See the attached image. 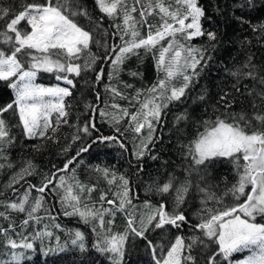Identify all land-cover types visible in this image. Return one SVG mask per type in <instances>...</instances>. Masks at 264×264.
<instances>
[{
	"label": "trees",
	"instance_id": "1",
	"mask_svg": "<svg viewBox=\"0 0 264 264\" xmlns=\"http://www.w3.org/2000/svg\"><path fill=\"white\" fill-rule=\"evenodd\" d=\"M147 2L148 0H140L142 4ZM169 2L174 4V0H165V6ZM34 3L46 4L47 0H0V7L10 9L9 15L0 19V32L5 30L14 14ZM127 3L137 7V11L131 15L139 22L141 17L136 0H127ZM199 4L205 12L201 18L202 28L205 32H214L216 39L209 40L204 35L189 42L181 41L185 43V47L202 49L205 59L197 65L198 76L186 89L185 95L179 101L166 102L167 107L161 108L160 120L153 121V125H156L153 141L148 144L144 156L137 157L135 153L147 136V128L142 129L140 134L135 133L130 115L125 116L112 106L119 105L120 109H127L129 114L139 111L140 101L146 99L147 90L164 78V73L156 67V55L153 54L155 50L140 49L138 55L132 56L120 66L118 73L113 72L110 62H103V58L107 48L120 43L119 37L113 36V25L120 24L121 20L113 21L101 13L96 0H69V11L66 14L91 32L93 43L90 44V51L99 59L92 68L85 69L79 77H74L75 88L72 89V95L65 98L69 112L68 122L61 123L54 135L49 130L48 135L52 139L26 137L18 116L11 110L4 114L3 118L7 120L11 130L10 135L15 140L4 150L3 155L7 159H0V164L5 165L0 168V212L4 213V216H0V264L11 260L13 250L8 246L9 239L21 243L24 237L43 230L45 225L52 235L46 237L43 244L37 241L35 251L16 249L24 251L22 264H112L110 253H101L94 247L98 240L97 234L110 231L111 234L123 235L129 218L136 222V226L140 218L148 214L150 207L157 208L161 203L166 204L169 213L182 212L188 219L179 229L171 225L162 229H150L148 238L157 248L156 257H166L171 245L181 236L185 245H193L190 254L195 258V264H207L208 257L217 250L216 245L204 237L195 225L208 218L207 209L215 212L236 206L245 201V196L232 192L234 186H238L241 175L235 160L216 158L197 166L189 155V147L204 131L205 122L214 121L217 117L238 123L249 134L264 131V120L257 119L264 117V31L259 29L260 25H264V0H252L251 6L247 0H199ZM82 11H86L88 15H81ZM72 12L77 15L72 16ZM160 23V18L155 13L147 16V24L158 27ZM147 24H137L141 36L147 35ZM20 27L26 30L28 25L22 22ZM161 43L167 46V40ZM11 47V44L4 43L3 37H0V50L10 53ZM83 59L81 57L79 60L81 64ZM101 67L104 68V76L97 83L96 74ZM110 72L113 73L112 79H109ZM131 73L137 75L133 76ZM186 74L191 75L192 70H187ZM55 76V73L41 72L37 80L52 85L57 81ZM106 85L115 88L120 95L113 96L111 91H105ZM172 85L178 88L182 86V80L173 79ZM137 91L141 95L133 99ZM96 93L100 94L99 101ZM14 95V90L6 82L0 81V107L11 103ZM157 103L164 102L157 100ZM87 105L98 107L96 118L100 132L111 135L114 127L120 128L127 150L118 147L109 149L105 145L96 144L70 164L68 170L57 172L82 146L91 143L86 137L75 142L72 140L77 127L82 128L92 116L91 107H86ZM99 109H104L108 114L105 120H100ZM108 120L114 122L110 124ZM53 123L55 125V120ZM29 163L33 166L32 174L26 175L19 183L10 187L13 176L22 168L28 167ZM9 164L12 166L8 167ZM97 168H108L115 174V178L112 175L104 176ZM54 172L57 173L56 179L49 187L58 185L60 176L64 177V186L55 194L48 191L44 194L42 206L36 213L44 217L39 225L30 222L28 226H23L28 206L21 213L5 208L3 204L18 202L29 185L39 187L44 177ZM121 177L128 181L127 199L130 203H125L124 209L117 210L115 215L105 214L103 227L98 219H92L86 224L78 215H64L66 209L61 204V196L68 188L71 189L69 196L79 197L81 210L85 205L92 211L118 209L121 198L118 194L125 191ZM77 182L93 190L90 193L79 192ZM166 183H171V188L168 193H161L159 189ZM185 185L187 192L184 193L183 202L177 204L178 190ZM40 195L33 190L29 202ZM109 200L115 203L110 205ZM67 210L71 211V208ZM109 221L112 223L109 224ZM255 222L264 223V216L257 215ZM3 230H7V234ZM75 230L84 235L83 251L71 244ZM194 236L197 237L195 243L192 241ZM61 246L65 248L64 251H49ZM124 251L123 264H154L153 255L145 241L130 233ZM187 254L186 249L184 255ZM241 255L236 253L231 259ZM217 261L218 264H224L220 257H217ZM181 264H184L183 257Z\"/></svg>",
	"mask_w": 264,
	"mask_h": 264
},
{
	"label": "snow or ice",
	"instance_id": "2",
	"mask_svg": "<svg viewBox=\"0 0 264 264\" xmlns=\"http://www.w3.org/2000/svg\"><path fill=\"white\" fill-rule=\"evenodd\" d=\"M247 3L251 6L252 0H247ZM96 4L100 12L111 20H121L120 24L113 25L115 29L113 36H118L120 43L107 48L103 62H110L113 72L118 73L120 66L132 56L138 55L140 49L155 50L153 54L156 55L157 70L164 73V78L159 79L147 90V97L140 101L138 112L129 114L127 109H120L119 105L112 106L114 109L120 110L123 115H130V122H134L135 133L140 134L142 129L147 128V136L141 141L139 150L135 153L137 157H143L148 144L153 141V121L160 120L161 108L167 107L166 102L179 101L185 95L186 89L198 76L197 65L205 59L202 49L185 47V43H181V41L189 42L204 35H207L209 40H215L216 34L203 30L201 18L204 17L205 12L199 4V0H174V4L169 2L167 6H165V0H148L147 4L136 0L141 17L139 22L131 15L137 11V7L129 6L127 0H96ZM68 11L69 0H55V3L53 0H47L46 4H29L24 11L14 14L7 22L5 30L0 32L4 43L12 46L10 53L0 50V81L6 82L15 93L11 103L0 107V159H7L3 155L4 150L15 140V137L10 135L11 130L7 120L3 118L4 114L11 110L18 116L19 124L26 137L52 139L48 135L49 130L54 135L61 123L67 124L68 122L69 112L65 98L72 95V89L75 88L74 77H79L83 70L92 68L99 59L90 51V44L93 43L91 32L70 18L69 14H66ZM9 13L10 9L0 7V19H4ZM153 13L160 18L161 23L158 27L147 24V16L153 15ZM80 14L88 15L86 11H82ZM71 15L75 16L77 13L72 12ZM22 22L26 23L30 30H22L20 27ZM138 23L140 25L147 24L146 36H141L137 27ZM259 29L264 31V25H260ZM253 30H256L255 26ZM165 40H167V46L161 43ZM82 56L85 57L83 65L77 62ZM189 69L192 70L191 75L186 74ZM41 72L55 73L56 80L62 81L67 86H61L60 83L51 86L37 83L38 74ZM131 75L135 76L137 73H131ZM103 76L104 68L101 67L96 74L97 83L101 82ZM112 78L113 73L110 72L109 79ZM173 79H181L182 86L178 88L173 86ZM105 91H111L113 96L120 95L115 88L107 85ZM140 95L141 92L137 91L136 97L133 99ZM96 98L99 101V93H96ZM157 100L164 103H157ZM86 107H91L92 116L82 128L77 127L72 140L75 142L86 137L91 143L82 146L76 155L64 164L62 169H57V172L68 170L70 164L77 161V158L83 153L89 152L96 144L105 145L109 149L118 147L121 150H127V144L122 138L120 128L114 127L111 135L103 134L97 127L98 107L93 105ZM107 115L104 109H99L100 120H105ZM257 119L264 120V117H257ZM53 120H55V125ZM108 122L111 124L114 120H108ZM189 155L197 166L204 165L206 161L211 162L216 158H231L236 161L239 167L242 158L245 162L243 172L239 177L238 186H234L232 192L243 196L246 185L252 186L251 193L246 196L244 203L225 207L215 212L212 209H207L208 218L195 225V228L200 230L204 237L216 245L217 250L208 257L207 264H218L217 257L222 258L224 264H232L231 257L244 251H248L250 254L236 261L235 264H264V223L255 222L257 215L264 216V131H253L249 134L238 123L227 122L226 119L217 117L214 121L205 122L204 131L189 147ZM7 166L11 167L12 165ZM3 167L5 165L0 164V168ZM32 167L29 163L28 167L22 168L19 173L13 176L9 186L12 187L26 175H31ZM97 171L106 177L112 175L115 178V174L111 173L108 168H97ZM56 175L57 173L54 172L50 176H45L39 187L29 185L18 202L3 204V207L24 213L27 205V219L23 221V226H28L30 222L39 225L44 217L38 216L36 213L42 206L44 194L46 191L55 194L60 187L64 186V177L60 176L59 184L49 187L53 185ZM120 179L123 180L125 191L118 194L121 196L118 209L106 208L102 211H92L85 205L81 210L79 197L69 196L68 192L71 189L68 188L61 196V204L66 209L64 215H78L86 224L92 219H98L103 227L105 214L115 215L117 210L124 209L125 203H130L127 199L128 181L123 177ZM111 182L110 180L109 183ZM77 186L79 192L90 193L93 190L85 185H80L79 182H77ZM170 188L171 183H166L159 191L168 193ZM33 190L41 195L30 203L29 198ZM13 191L16 189L13 188ZM186 192L187 185L178 190L177 204L183 202ZM103 199L102 196L101 200ZM114 203L112 200L108 201L110 205ZM166 207V204L161 203L150 214L141 217L136 226H134L136 222L129 218L126 232L123 235L111 234L110 231L106 234L98 233V240L94 247L101 253H110L112 264H123L124 246L130 233L145 241L153 255L154 264H181L182 257L184 264H195V258L190 254L193 245H185L183 237L176 238L167 251L166 257L163 259L156 257L157 248L148 238L150 229H162L166 225L179 229L188 219L182 212L169 213ZM68 208H71V211H68ZM0 216H4V213L0 212ZM49 219L54 218L49 217ZM111 223L112 221H109V224ZM10 227L14 226L10 225ZM55 227L58 228L59 225H55ZM3 231L7 234V230ZM93 231H96L95 227ZM51 235L52 233L47 231V225H45L43 230L34 231L30 237H24L21 243L9 239L8 246L13 251L11 260L6 264H22L25 258L24 251H16V249L35 251V243L39 241L43 244L44 239ZM73 237L71 244L83 251L85 249L83 233L75 230ZM196 240L197 237H192L193 243ZM186 249L189 254L185 256ZM64 250L63 246L55 250L49 249L50 252Z\"/></svg>",
	"mask_w": 264,
	"mask_h": 264
},
{
	"label": "rangeland",
	"instance_id": "3",
	"mask_svg": "<svg viewBox=\"0 0 264 264\" xmlns=\"http://www.w3.org/2000/svg\"><path fill=\"white\" fill-rule=\"evenodd\" d=\"M23 30V29H22ZM28 30H30V28H29V26H28V28L25 30L24 29V31H28ZM83 57V56H82ZM84 59H85V57H83ZM84 59H83V61H82V64L84 63ZM77 62H79V61H77ZM80 63V62H79ZM36 82L37 83H40V84H43V83H41V82H38V80H36ZM57 83H60L61 84V86H67V85H65V84H63V82L62 81H56L54 84H52V85H55V84H57ZM44 85H47V84H44ZM48 86H51V85H48ZM153 128H154V131H153V133H152V137H153V135H154V132H155V129H156V125H153ZM244 161L241 159V161L239 162V167L237 166V164H236V166H237V168H239L240 169V174H242V172H243V165H244ZM251 188H252V186L251 185H246V188H245V194L243 195V196H245V199H246V196L249 194V193H251ZM113 201V200H112ZM245 202V201H244ZM243 202V203H244ZM155 208L154 207H150L149 209H148V214H150V212H152L153 210H154ZM147 213H146V215L145 216H147L148 215ZM256 223H259V222H256ZM178 237H181V236H178ZM241 256L240 257H238V258H236V259H231V261H232V264H235V262L236 261H238V260H241V259H243L245 256H247V255H249L250 253L248 252V251H244V252H241Z\"/></svg>",
	"mask_w": 264,
	"mask_h": 264
}]
</instances>
